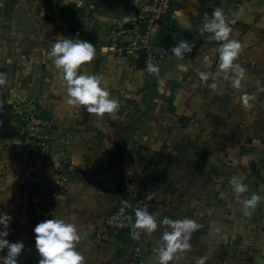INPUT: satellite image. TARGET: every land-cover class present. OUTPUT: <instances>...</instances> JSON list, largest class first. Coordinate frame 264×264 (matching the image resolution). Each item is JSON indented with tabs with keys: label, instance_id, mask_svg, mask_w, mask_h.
<instances>
[{
	"label": "crops",
	"instance_id": "crops-1",
	"mask_svg": "<svg viewBox=\"0 0 264 264\" xmlns=\"http://www.w3.org/2000/svg\"><path fill=\"white\" fill-rule=\"evenodd\" d=\"M144 1L0 0V14L9 4L1 20L8 28L0 30V210L13 216L7 239L25 243L18 264H38L32 229L53 215L77 224L86 264H128L123 233L97 237V225L143 191L154 197L157 231H143L139 264H158L163 232L171 231L161 224L166 217L200 226L191 250L169 264L202 257L205 264H264V202L245 215L230 185L243 176L249 191L241 200L264 194V0H173L154 33L165 51L158 75L117 63L105 41L111 19L129 18ZM216 8L233 22L229 39L242 45L234 61L244 70L239 89L218 67L223 42L201 32ZM76 33L96 47L88 70L119 101L115 114L97 117L66 103L48 53ZM181 40L193 45L183 60L171 52ZM200 72L212 75L202 81ZM29 110L57 122L45 158L23 143Z\"/></svg>",
	"mask_w": 264,
	"mask_h": 264
},
{
	"label": "clouds",
	"instance_id": "clouds-1",
	"mask_svg": "<svg viewBox=\"0 0 264 264\" xmlns=\"http://www.w3.org/2000/svg\"><path fill=\"white\" fill-rule=\"evenodd\" d=\"M82 3V0H81ZM79 6V5H78ZM232 21L227 20L222 9L216 8L211 17L205 16L201 32L210 33L208 39L220 44L219 51V69L225 73V79H231L232 86L239 89L241 80L244 76V70L234 61L238 57L242 45L238 40L229 39L232 28ZM193 45L188 41L181 40L171 49L174 56L180 60L184 59V52H192ZM101 51H107L102 49ZM52 59L55 68L61 73V86L66 87L67 101L70 106L81 108L97 117H104L105 114H115L120 103L117 99L111 98L110 92L101 87V77L91 74L88 70L91 62L96 57V47L88 40L81 39L80 34L75 36H62L52 45L48 53ZM208 60V57H205ZM147 71L152 74H159V67L148 63ZM185 68L184 65H180ZM229 70L237 72L235 77L228 75ZM208 72H200L199 78L207 81ZM6 80L4 74L0 73V86L4 85ZM162 81H159L161 85ZM159 91H163L160 87ZM251 96L245 94L241 97V102L247 107ZM243 176H233L230 185L236 196V199L243 204L244 214L249 215V210H255L259 203L264 202V194L253 193L250 198L241 200L240 194L249 191L248 185L243 181ZM5 200H0L4 202ZM13 222V216L0 210V264H18L19 258L25 250V243L22 240L10 242L9 236L10 223ZM162 225L169 226L172 230L164 231L162 235L163 243L156 250L158 255V264H169L170 261L179 259L178 252L189 251L192 248L190 239L192 233L199 229V224L192 219L184 218L173 220L164 218ZM132 236L139 239L141 231L153 233L157 231V222L155 216L150 214L146 207H137L135 209V223L132 224ZM35 238V251L39 254L38 264H86L83 254L77 250V246L82 239L75 222H70L66 218H57L55 215L51 219H45L36 224L32 229ZM7 250V255H3ZM207 257L199 258L197 264H205Z\"/></svg>",
	"mask_w": 264,
	"mask_h": 264
},
{
	"label": "built area",
	"instance_id": "built-area-1",
	"mask_svg": "<svg viewBox=\"0 0 264 264\" xmlns=\"http://www.w3.org/2000/svg\"><path fill=\"white\" fill-rule=\"evenodd\" d=\"M173 0H145L129 18H118L110 25L105 36L110 55L119 64L126 63L131 69H141L146 73L147 64L159 66L165 57L161 46L151 43L154 33L171 12ZM57 122L50 116L37 111H27L20 129L23 143L38 157L45 158L50 153L52 132ZM66 182L60 176L59 183ZM146 207L150 214L155 208L154 197L148 191L141 192L133 204H120L100 218L97 237L110 233H123L125 244L132 253L128 264H139L142 259L143 231L139 239L132 236L135 223V209ZM172 230V229H171Z\"/></svg>",
	"mask_w": 264,
	"mask_h": 264
},
{
	"label": "rangeland",
	"instance_id": "rangeland-1",
	"mask_svg": "<svg viewBox=\"0 0 264 264\" xmlns=\"http://www.w3.org/2000/svg\"><path fill=\"white\" fill-rule=\"evenodd\" d=\"M2 2L0 3V7L2 8ZM6 5V8L5 9H1L2 10V12H1V14H0V30H2V31H6L7 30V25L5 24V23H3V21H1L3 18V16L6 14V15H8V13H7V9H8V5L9 4H5ZM172 9V8H171ZM169 16V15H168ZM118 18H122L121 16H118V17H114V18H112L111 19V23L110 24H112V23H114L115 21H116V19H118ZM151 43L153 44V45H158V46H161L160 45V43L159 42H157L156 40H155V38H152V40H151ZM162 47V46H161ZM48 116V115H47Z\"/></svg>",
	"mask_w": 264,
	"mask_h": 264
}]
</instances>
